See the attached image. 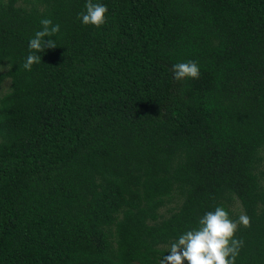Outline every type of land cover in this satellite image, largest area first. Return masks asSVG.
Here are the masks:
<instances>
[{"label": "trees", "instance_id": "trees-1", "mask_svg": "<svg viewBox=\"0 0 264 264\" xmlns=\"http://www.w3.org/2000/svg\"><path fill=\"white\" fill-rule=\"evenodd\" d=\"M86 2L0 0V264H159L234 204L235 264H264V0Z\"/></svg>", "mask_w": 264, "mask_h": 264}, {"label": "clouds", "instance_id": "clouds-1", "mask_svg": "<svg viewBox=\"0 0 264 264\" xmlns=\"http://www.w3.org/2000/svg\"><path fill=\"white\" fill-rule=\"evenodd\" d=\"M85 9V12L79 14L84 25L100 27L106 23V5L87 0ZM40 23L41 30L36 31L29 40L30 53L23 64V68L28 71L33 64L41 63V56L37 53L57 46L55 40H46L45 37H54L60 26L47 18ZM171 71L175 80L198 79L200 76V67L196 61L174 64ZM250 224L251 218L248 215L242 213L238 221L233 220L224 207L217 206L199 219L198 227L185 231L171 242L168 255H163L159 264H235L243 246V240L236 238L238 226L247 228Z\"/></svg>", "mask_w": 264, "mask_h": 264}, {"label": "rangeland", "instance_id": "rangeland-1", "mask_svg": "<svg viewBox=\"0 0 264 264\" xmlns=\"http://www.w3.org/2000/svg\"><path fill=\"white\" fill-rule=\"evenodd\" d=\"M7 86H8V83L5 82L4 85H3V86L1 87V89H0V95H1L2 93H4V92L7 91ZM232 208H233V210H234V214H237V213H238L239 216L241 215L240 210H239V208L237 207V205L234 204V206H233Z\"/></svg>", "mask_w": 264, "mask_h": 264}]
</instances>
